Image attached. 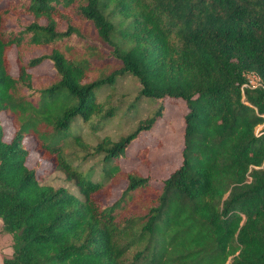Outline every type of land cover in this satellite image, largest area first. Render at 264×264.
Returning <instances> with one entry per match:
<instances>
[{"label":"trees","instance_id":"obj_1","mask_svg":"<svg viewBox=\"0 0 264 264\" xmlns=\"http://www.w3.org/2000/svg\"><path fill=\"white\" fill-rule=\"evenodd\" d=\"M43 60L52 72L37 79L28 68ZM246 71L259 83L241 92ZM126 75L139 84L128 108L186 105L180 161L156 187L117 159L161 105L76 163L63 154L69 136L83 147L81 124L95 131L115 114L97 95ZM0 112L13 125L5 140L0 121L1 264H264V0H0ZM25 136L76 190L41 183ZM95 157L98 178L81 166ZM146 188L153 197L129 210Z\"/></svg>","mask_w":264,"mask_h":264},{"label":"rangeland","instance_id":"obj_2","mask_svg":"<svg viewBox=\"0 0 264 264\" xmlns=\"http://www.w3.org/2000/svg\"><path fill=\"white\" fill-rule=\"evenodd\" d=\"M29 46L23 44L22 52H28ZM19 52L20 54L22 53ZM16 48L11 46L6 57L9 66V72L16 74L17 61L15 59ZM22 61V60H21ZM28 71L37 79L46 78L43 73L51 74L52 68L46 60L40 64L28 68ZM139 86L137 79L132 75H126L118 78L112 87H106L100 90L97 99H107V101L117 106L115 114L107 122V124L95 131L90 130L86 124L78 127L83 147L75 145L72 137H68L63 149L64 156L76 163L83 150L100 140L104 136L115 140L133 129L136 122L150 115L158 105H161V115L156 117L151 127L147 130H141L137 139L131 140L125 148L124 156L117 159L119 167L123 170H136L141 175H146L151 186L156 187L161 183V179L175 167L180 161L181 133L183 119L182 115L186 110V105L182 99H172L163 97L160 99L140 98L135 105L127 107L133 99ZM0 121L4 130L3 138L9 139L13 131V125L3 112H0ZM259 126H257L258 128ZM23 143L30 148L29 154L25 160L27 166L36 165V172L41 183L50 184L52 186L64 185L72 190H76L70 180H67L64 173L59 169L52 171L47 170L49 166L47 161L43 160L38 151L33 148V139L30 136L23 138ZM79 148V149H78ZM98 158H86L82 163V168L93 166V178H98L99 171ZM124 186V180L110 187L107 201H111L118 194L119 190ZM154 195V191L146 188L140 191L128 203L129 210H139L140 207L150 200ZM96 200L101 201L102 197L96 194ZM11 253V236L1 227L0 219V264L5 256Z\"/></svg>","mask_w":264,"mask_h":264},{"label":"built area","instance_id":"obj_3","mask_svg":"<svg viewBox=\"0 0 264 264\" xmlns=\"http://www.w3.org/2000/svg\"><path fill=\"white\" fill-rule=\"evenodd\" d=\"M244 77L245 81L240 85L241 92L243 87H254L259 83V77L254 71H246Z\"/></svg>","mask_w":264,"mask_h":264}]
</instances>
